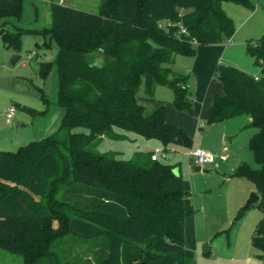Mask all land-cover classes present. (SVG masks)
I'll return each instance as SVG.
<instances>
[{"label":"trees","instance_id":"obj_1","mask_svg":"<svg viewBox=\"0 0 264 264\" xmlns=\"http://www.w3.org/2000/svg\"><path fill=\"white\" fill-rule=\"evenodd\" d=\"M22 1L0 0V19L20 21ZM224 2L247 3L100 0L92 13L52 0L47 27L0 28L4 45L14 50L23 32L41 34L43 43L54 40L55 61L39 63L37 74L45 77L55 68L61 108L53 133L0 151V248L20 253L29 264H196L191 184L175 171L177 164L153 153L122 159L95 147L103 136L121 138L114 131L119 128L156 139L163 150L190 146L191 137L164 119L162 105L147 111L137 94L140 87L146 97L157 86L167 87L175 109L192 113V95L181 87L188 76L171 65L178 55L193 57L196 45L229 40L234 27L220 6ZM244 48L258 76L216 64L212 79L221 92L212 97L205 119L212 124L249 118L243 129L253 130L247 149L257 167L239 161L232 174L257 187L262 217L249 242L264 264V35ZM52 221L57 231L50 235L27 228ZM17 224L26 227L11 229Z\"/></svg>","mask_w":264,"mask_h":264},{"label":"rangeland","instance_id":"obj_2","mask_svg":"<svg viewBox=\"0 0 264 264\" xmlns=\"http://www.w3.org/2000/svg\"><path fill=\"white\" fill-rule=\"evenodd\" d=\"M51 1L23 0L21 20L17 21L11 17L0 19V28L4 27L8 31L16 32L18 29L37 31L47 27L51 17ZM54 1L92 13H96L100 3V0ZM246 1L245 4L221 3L224 14L233 23L234 30L230 41L220 46L221 51L217 54L220 60L218 64H229L252 75H257L259 70L253 65L252 58L246 54L244 47L246 43H253L264 35V0ZM45 41L46 43H43L44 39L39 33L23 32L20 38L21 47L19 50H14L4 45L0 35V151H15L31 141L40 140L54 132L59 124L61 108L57 104L58 80L55 68L53 67L45 77L37 74L39 63H54L58 49L54 40L47 38ZM13 54L20 57L16 64L10 61ZM191 59L192 57L189 56H176L172 69L188 76L189 88L194 96H196L195 92H200L198 95L202 93L204 95L207 92L206 97L209 99L211 95L219 94L221 87L215 79H211L208 86L198 81V89L194 91L193 83L194 81L196 83L197 74L190 70ZM212 75L213 71L211 78ZM139 89L138 95L143 96L142 87ZM160 89L161 102L157 104L164 107V119L191 137L189 147L174 146L177 153L170 152L167 158H163L161 157L162 145L159 141L146 139L119 128L114 131L120 134L121 138L113 139L103 136L98 141L95 150L99 153H114L116 157L122 159H131L137 152L153 153L164 163H176L180 166L181 176L187 178L191 184L189 197L192 199L195 228L197 229L195 234L196 264H259L256 258L259 251L251 245L249 237L255 223L262 217V211L258 208L257 200L242 208L247 194L250 191L257 194L258 190L252 181L232 174L235 163L239 161L252 168L257 167L251 152L247 149L250 129L242 128L245 118L240 116L207 124L205 119L209 108L207 100L201 108H197V114L178 111L171 102L170 89L167 87ZM44 98L47 99V103ZM166 100L170 105L164 104ZM144 105L147 111L153 107V105ZM10 106L16 109L14 116L16 119L10 118L7 123L5 114ZM42 110L44 112L40 115L35 113ZM38 131L40 134L35 135ZM73 131L87 133L83 127H76ZM193 131H195L194 137ZM222 132L230 136L228 152H225L226 154L220 151L213 153L205 150L211 154L212 162L201 164V168L196 171L193 164L187 161L188 150L195 148L204 150L202 146L213 148L212 146L216 145V140L220 138ZM242 196L244 198L241 201ZM25 227L24 224H17L11 229L23 230ZM27 228L38 229L41 233L45 232L50 235L57 231V222L31 224ZM204 244L210 247L207 256L200 254ZM75 248L82 251L78 246ZM29 263L30 259H24L20 253L0 248V264Z\"/></svg>","mask_w":264,"mask_h":264},{"label":"crops","instance_id":"obj_3","mask_svg":"<svg viewBox=\"0 0 264 264\" xmlns=\"http://www.w3.org/2000/svg\"><path fill=\"white\" fill-rule=\"evenodd\" d=\"M221 6V5H220ZM222 8V6H221ZM232 36V35H231ZM230 41V38L229 40H227L226 42L224 43H218V44H210V45H196V49H195V54H194V57H192V59L190 60L189 62V65H190V70L192 72H194L195 74H197V80H196V83L194 81L193 85H194V91H197V82L199 81L201 84H206V86H208L211 82V74H212V69L213 67L220 63V60H219V56L217 55L218 54V51H221L220 50V46L222 45H226L228 42ZM173 65V64H172ZM172 65H171V69H172ZM173 70V69H172ZM174 71V70H173ZM175 72V71H174ZM247 72V71H246ZM177 73V72H176ZM259 74V73H258ZM257 75H253V76H258ZM188 80L186 82V85L185 87L190 91L191 95H192V103H193V108H192V113H195L197 114V108H201L202 105L204 104V102L207 100V106H210L211 104V101H212V95L209 97V99H207L206 97V94L207 92L204 94V95H198L200 94V92L196 93L195 92V95L194 96L190 90V84H188ZM161 87L157 86L155 88V91H154V95L153 96H149V97H146L144 94L143 96H139L137 94V99L140 103H142L143 105L146 104V105H158L157 103L161 102L160 101V89ZM171 91V98H173V92L172 90L170 89ZM171 102H172V99H171ZM200 103V104H199ZM164 104H167V105H170L168 103V100H166L164 102ZM43 111V110H42ZM39 112V111H38ZM41 112V111H40ZM44 112V111H43ZM41 112V113H43ZM40 115V114H38ZM15 116V113L14 115L11 117V118H14ZM245 118V122L244 124H246L249 120V118H247L246 116H244ZM16 119V118H14ZM5 121L8 123V120L6 119V116H5ZM18 121V119H17ZM244 126V125H243ZM242 126V128H243ZM241 128V129H242ZM252 130L250 129L249 130V133L250 135L252 134ZM53 133V132H52ZM189 133V132H188ZM193 134V137H194V134H195V131L192 132ZM40 134V131H38L37 133H35V135H39ZM191 135V134H190ZM249 135V136H250ZM248 136V138H249ZM229 141H230V136H226V134H224L223 132L221 133V136L219 139L216 140V145L215 146H212L213 148L209 149L208 146H202L204 148V150H207L208 152H213V153H219L220 152H228V147H229ZM214 145V144H213ZM174 146H170V147H167L166 150H163L161 152H164L165 153V157L163 158H167L169 156V153L172 152V154H176L177 152L174 150ZM225 153V154H226ZM188 161V160H187ZM189 162V161H188ZM211 161H209V163H211ZM190 163V162H189ZM191 164V163H190ZM235 165H237V163H235ZM178 166V165H177ZM193 166H196V165H193ZM201 168V165H199V168L198 170ZM178 170L180 171V166H178ZM196 170V171H198ZM244 196H242L241 198V201L243 200ZM194 229H195V234L197 232V229L195 228V220H194ZM210 251V247H209V250L208 252ZM195 254H196V250H195ZM202 255H205L207 256V254H203L202 252L200 253Z\"/></svg>","mask_w":264,"mask_h":264},{"label":"built area","instance_id":"obj_4","mask_svg":"<svg viewBox=\"0 0 264 264\" xmlns=\"http://www.w3.org/2000/svg\"><path fill=\"white\" fill-rule=\"evenodd\" d=\"M258 62L260 63L261 60L258 59ZM256 79V77H254ZM182 88H185V85H181ZM8 112L5 114L6 119L9 120L15 113L16 109L14 106H10L8 108ZM187 153V160L193 164V165H201L204 163H207L211 161V154L206 152L205 150H202L200 148L190 149ZM152 158H156L157 156L155 154H152ZM161 157H165V153L161 152Z\"/></svg>","mask_w":264,"mask_h":264},{"label":"water","instance_id":"obj_5","mask_svg":"<svg viewBox=\"0 0 264 264\" xmlns=\"http://www.w3.org/2000/svg\"><path fill=\"white\" fill-rule=\"evenodd\" d=\"M19 58H20L19 55L13 54L10 58V61L12 64H16L18 62ZM198 168H199V165L194 166L195 170H198ZM175 171L176 172L179 171L178 167L175 168ZM247 195L248 196L246 197V200L244 201L243 206H246L247 204L253 202L254 200H256L258 198V195L253 191H250ZM208 250H209V245H207V244H204L201 248V252L203 254H207ZM139 264H141V263H139Z\"/></svg>","mask_w":264,"mask_h":264}]
</instances>
